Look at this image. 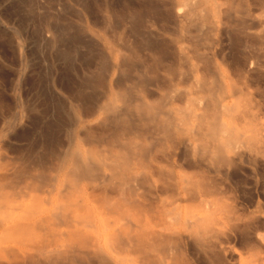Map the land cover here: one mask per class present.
Returning a JSON list of instances; mask_svg holds the SVG:
<instances>
[{
	"label": "rangeland",
	"instance_id": "1",
	"mask_svg": "<svg viewBox=\"0 0 264 264\" xmlns=\"http://www.w3.org/2000/svg\"><path fill=\"white\" fill-rule=\"evenodd\" d=\"M183 1L0 0V175L7 173L10 179L15 169L21 168L27 172L22 179L24 182L21 179L19 182L16 180L20 183L18 184L14 180L16 184L12 181L14 185L10 186L9 180L10 185L6 181L7 187L0 190V264H36L37 261V264L39 262L45 264L41 263L43 258L39 250L32 245L39 243L37 240L39 230L31 226L34 219L25 216V211L49 207L59 200L58 190L67 188L64 185L66 170L57 166V161L58 165L60 164L58 158L64 150L69 152L78 150L77 153L83 156L92 148L83 144L77 134L84 125L89 123L95 125L93 122L98 113L85 119L86 121H79L81 106L71 102L68 95L72 91H77L86 100L93 102L105 100L110 89L108 66L110 68L112 65L118 47L122 46L121 43L130 47L129 51L125 52L127 62H133L132 64L138 68L137 71L132 66L131 69L134 71L120 73L121 79L125 77L131 79L127 86L130 88L134 86L132 90L139 88V80H150L151 76L155 78L157 75L155 79L159 80L158 84L164 80L158 87L150 85V89L155 93V97L163 98L166 109L184 108L199 113L201 110L195 103L208 94L191 93V76L196 74L199 77L204 76L208 83L213 82L214 78L218 81L226 80L236 86L238 93L233 98L223 101L232 105L231 112L224 114L223 122L233 131L241 132L245 136H253L254 132H250L249 128L254 129L256 125L255 129L258 132L261 130L259 137L264 141V0H199L201 5L204 1V4L208 5L207 11L210 7L208 12L205 7H198L199 10L204 9L200 12L205 13L207 21H210L206 22V25L200 23L201 27L198 23L200 28L195 23H177L173 10L182 11V7L178 6L182 5ZM228 2H232L234 6ZM215 10L221 13L218 19ZM186 29L189 32H186ZM130 49L134 52L132 53ZM154 58L159 62H154ZM100 65L107 68V76L104 77V71L101 77L102 72L98 69ZM242 65L245 67L242 68ZM180 72H185L183 74L186 81L183 82L186 83L178 81ZM116 74L115 71L111 77H115ZM96 76L98 77L96 79L103 83L97 85L99 83L95 79ZM163 82L168 83L163 85ZM176 88L183 92L181 96L183 98L177 101L174 95ZM211 95L213 96V93ZM177 103L178 106L181 103L180 109ZM153 136L158 138L156 137L158 135ZM187 142L190 145L187 144L185 147L184 144H180L174 149L171 142L162 141L164 154L158 153V156L169 157L168 162L162 164L169 165L166 171H169L167 173H170L171 178H177L178 175L191 177L194 181L199 180L202 187L205 186L213 193L208 194L207 198L203 195L197 196L196 201H193V204L191 202L189 206L188 202L176 200L178 196L174 195V192L158 194L154 185L149 183L150 177L152 181L156 177L144 169L142 174L145 173L143 176L148 177L147 184L153 186L150 187L149 195L150 197L155 193L156 195L154 199L149 197V201L137 209L138 212L142 211L141 215L139 214L142 216L141 219L150 221L154 215L156 217L155 210L163 212L165 219H170V215L179 212L180 218H184L186 213L192 212L190 210H193V205L199 214L204 213L202 209L208 208L213 215L215 225L213 227L216 228L212 243L210 242L213 247L209 249L212 251L189 243L188 246H185L186 244L180 246V253L191 264H264V154H260L264 153L261 151L264 150V143L257 142L260 144L258 146L260 150L256 148L258 144H255L253 151L242 146L240 152L236 156L233 155L232 165L212 168L207 162L195 160V166L190 168L186 164L194 160L191 150L193 142L192 140ZM16 148L28 153L32 149L35 153L36 149L40 148L39 151L45 153L49 151L46 157L50 161L43 168L37 169L35 166V169L32 163L18 161L12 150ZM177 153L182 157V168L173 167L172 158ZM145 160L147 164L149 162L151 165L157 164L150 156ZM36 174L39 175L38 180ZM26 176L29 177L24 180ZM44 178L46 181H42ZM81 189V184L77 188L70 186L64 193L73 201H79L87 210L92 224L84 226L85 230L97 238L100 246L107 249V233L112 228V230L118 228L124 221L117 219L115 213L105 211L103 201L107 200V196H103L101 191H94L93 196ZM108 197H111L108 198L109 202L113 196ZM204 198L206 199L203 200ZM197 199L200 200L199 205ZM173 203L178 206L172 211L174 205L170 204ZM204 203L206 207L203 208L201 205L204 206ZM132 207L126 206V209L130 208L128 210L130 216L136 211V207ZM163 213H159L162 215L158 216L163 217ZM130 219L133 220V217ZM107 252L125 264H130L133 260V255L124 250Z\"/></svg>",
	"mask_w": 264,
	"mask_h": 264
},
{
	"label": "bare ground",
	"instance_id": "2",
	"mask_svg": "<svg viewBox=\"0 0 264 264\" xmlns=\"http://www.w3.org/2000/svg\"><path fill=\"white\" fill-rule=\"evenodd\" d=\"M200 1L195 2L190 0L189 1L184 0L183 1L184 3L178 6V7H182V11H178L174 9L173 11H175V13L173 14H175L174 15L175 17L174 16L173 17L176 19L177 23L184 24L189 22L191 24L194 23L205 24L206 22H208L207 15L203 12H200L204 9L199 10L198 7L199 6L205 7L206 12L210 11V7L209 10L207 11L208 5L206 6L204 4L205 3L204 1L202 4L204 6H202ZM230 3L232 4V6H234L232 2ZM216 9L219 10L218 7H216ZM217 10L215 11L217 12ZM220 14H221L220 11L219 13L217 12V19L218 16H220ZM220 21L221 20H219V22ZM223 23L225 22L223 21ZM223 23L222 25H224ZM199 24H198V28H200L202 25L200 24L199 27ZM184 26L182 27L183 29H185ZM185 31L187 32L188 29H186ZM123 44L121 43L122 46L118 47L117 54L114 57L112 61V65H110V68L108 66L107 75L110 81V89L108 94H106L105 96V100H100L95 102L90 101L89 99L86 100L84 99L85 97L84 98L81 97L77 93V91L76 92L72 91L70 95H68L70 96L71 102L72 101L76 102L77 105L81 106L80 114L78 115L79 121H86L85 119L94 117V115L97 113L98 116L95 117L96 119L94 118L93 123L95 125H90V123L84 125L83 128L80 129V131L77 134V136L79 137V139L83 144L91 146L92 148H89V150L87 148L88 151L85 154H83V156L77 153L78 150L77 152H73L72 150L74 149L71 150L72 152L64 150L65 152L63 151V154L61 155L59 154L60 157L58 159L60 161V164L58 165L59 162L57 161V166L59 168L64 167L66 170L64 177V180L66 181L64 185L67 186L66 189H69L70 186L73 188H77L78 185L81 184L83 189L81 190L84 191V193L88 191V193L91 195L93 194L94 191L95 192L98 190L101 191L100 193L103 196L105 197L107 196L106 198L107 203L105 199L103 201L105 203V204L103 203L105 211L107 210L109 212H112V214L115 213L116 218L119 220H123L124 222L121 223L119 227L116 224L118 228L114 226L115 227L114 230H112L113 229L112 228L111 231L107 233L106 239L108 244H107V249H104L102 246H100V243L97 240V238L92 237L85 230L86 225H90L89 223H91L90 222L91 216H89L87 210L83 207V205L79 201H73L70 197L68 198V195L65 196L66 193L64 192H66L65 191L66 189H60L58 190L59 200L52 203L49 207L47 208L41 207L36 210L32 209L25 211V216L34 219V222H32L31 226L34 227L35 230L36 229L39 230V235L37 236V240L39 243L38 245L32 243V245L35 248H37V250H39L43 258L41 263L75 264L80 262L81 264L82 263L83 264H125L121 259L107 252L108 250H112L115 252L116 250H124L133 255V260L130 262V264H191L184 257V255L180 253L181 245L186 244L185 246H188V244L190 243L198 246L199 248L202 247V249L208 248L209 252L211 250L209 248L213 247L211 245L212 243L211 240L214 236L213 234L215 233L216 228L213 227L215 225L213 224L214 220H213L212 212H210L208 208L206 209L204 208L206 207L205 203L203 204L204 206L201 205V207L204 208L202 209L204 211L203 214L197 213L198 210H196V208H194L195 206L193 205V210L195 211L190 210L192 212L186 213V215L183 216L184 218H180L179 215L180 212H179V214L174 213V215L172 216L170 215V219L168 218L165 219L163 212L160 211L157 212V210H155L156 217L155 215L154 217H152L153 214L155 213L154 212L153 214H150L152 216L148 215L149 217H152L151 219H149L150 221H145V220L143 221L141 219L142 216H140L142 211L138 212L137 210L138 208L140 209L139 207L140 205L142 206L143 203H147L146 201H149L150 187L153 188L151 184L154 185V188L158 194L164 195L168 191L174 192V195L178 196L176 200L188 202L189 206H191L190 205L191 202H192L191 204H193V201H196L197 196L201 197V195H203L206 197L208 194L213 193L212 191H208L209 189L208 188L206 189L205 186L202 187V185H200L201 183L198 182L199 180L194 181L192 180L191 177H187V176L182 177L181 175L180 176L178 175L177 178L174 177L171 178L169 175L170 173L169 174L167 173L169 171H166L167 170L166 168H168L169 165L162 164L163 162H168L169 157L158 156V153L159 154L163 153L164 150L163 149L164 147L161 146V142L164 140L169 141L172 143L174 149H177L178 146H180V144H184V146L186 147V145L189 143L187 141L192 140L193 145L191 150L193 151L192 159L194 160L192 162L187 161L188 163L186 164L190 168L195 166V160L199 162L200 161L207 162L209 166L211 165L212 168L214 166H224L230 164L232 165L233 155L236 156L240 152L242 146L246 147V149L248 150L251 149L253 151L255 144H258L260 142L264 143L261 137H259V132L261 130L257 128L259 129V132L256 131L255 129L256 125H254V129L252 127L249 128L250 132L251 131L254 132V135L245 136L241 132L239 133L237 131L236 132L233 131L223 122L222 118L224 114H226V112L228 111L231 112L230 110L232 107V105H230L229 103L226 104L223 101L226 100L227 98H231V97L233 98V96H235L236 93H238V91L235 88L236 86L232 83L227 82L226 80L224 81L222 79V81H218V79L212 78L213 82L211 81L208 83L203 78L204 76L199 77L196 74L197 70L194 71L196 72L195 73L196 75L191 76L192 80L190 77H188L190 78L191 81L190 84V87L192 88L191 93L196 94L197 92H202L203 94L206 95L208 94L207 96H204L205 98L202 96L203 98L201 97V99H199L198 102L195 103L198 105L199 109L201 110V112L199 113L195 111L193 112L188 111V109L184 110V108L183 110L166 109L165 102L162 101L163 98L161 99L160 97L158 99L157 97H155L154 96L155 93L152 92L150 89V85L154 84L156 87H158L160 83L164 80L163 79L158 84L159 80L155 79L157 78L156 77L157 75L155 76L154 73L153 75L155 76V78L151 76L152 79L150 80H146V79L139 80L140 81V83L138 84L139 88L137 90L135 89L132 90L131 88L134 86H132L131 88L127 86V82L129 83L131 79L128 77L121 79L122 75L120 73L122 72L125 73L129 70H132L133 68L134 70H137L138 68L136 67L137 65L135 66V64L134 65L132 64L133 62L132 63H130L131 61L129 63L127 62V57L125 52L129 51L130 47L124 46L125 44L124 45ZM130 50L132 53L134 52L132 51V49ZM134 56L136 55L134 54ZM105 57L106 56H104V58ZM155 61L157 62L158 59L154 58V62ZM106 64L108 65V63ZM144 64L145 63H143V65ZM132 66L133 68L131 69ZM250 66L252 65L250 64ZM98 67L97 68L99 69V72L103 73V74L101 73V77L102 75H104V71H105L104 77L107 76L106 75L107 68L105 69V66H101V65ZM244 67L245 65L242 68ZM115 71L117 73L116 76L111 77L114 75ZM207 72H209V70H207ZM207 72H203V73H207ZM183 73L181 74L177 73L178 75H180L178 79L180 83H186L183 82L184 80L186 81V78ZM172 74L174 73L172 72ZM171 77L173 76L171 75ZM96 78L98 77L96 76L95 79ZM96 80L98 81L97 83H99L97 85L103 83L102 81L99 82L100 79H96ZM92 81L95 82V80L93 79ZM164 83L167 84L168 82H163V85H165ZM101 89H103V87ZM79 93L81 94V92ZM212 93L213 96L211 95ZM182 94L183 92H181V90L176 88L174 94L176 101L183 98V97L181 98ZM180 105L178 106L177 103L178 109L181 108ZM186 108L189 107H185V109ZM253 132L251 134H253ZM154 134L158 135L156 136L158 138H155L153 136ZM161 138H163L164 140L163 139L161 140ZM260 139L261 141H259ZM260 144L256 145L257 146L256 148H258L259 150L260 147L258 146ZM12 150L16 155L18 161L20 160L22 161V163L25 162L30 164L32 163L34 167L35 166L37 167V169L43 168L50 161V159L46 157V153L49 151L45 153V151H39L36 149V151L39 152L35 151L34 153L33 149L32 150L28 149L29 150L28 153L27 151L21 148L19 149L16 148V150L14 149ZM261 151L264 152V150L262 149ZM260 154H264V153L260 152ZM147 156H150V158L153 161H157V164L151 165L149 164L150 162L148 164L144 162ZM174 156L175 157L172 158L173 167L182 168L183 165L181 163L182 157H180L178 153L174 154ZM33 165L31 167H33ZM144 169L149 170L152 176L154 175L156 178L153 179L152 181L151 177L149 176L150 182L147 181L146 179L148 177L146 176L147 178H145L143 176V174L145 173L142 174V171ZM15 170L16 171L14 173L10 171L11 174L13 173L10 179L7 173H5L7 176L4 174L0 175V190L5 188V186L7 187L6 184L9 180L11 182V185L10 182H8L10 186L14 185V184L12 185L14 180L15 182H17L18 180L21 179V181L24 182L22 179L27 173L26 170L21 168L19 170L18 169ZM29 171L31 170L29 169ZM42 171L43 170H41V172ZM38 172H40V170ZM28 177L29 176H26L24 180L28 179ZM38 177L39 175H37L36 177L37 180ZM48 178L47 181L49 180ZM45 179L46 178L42 179V181ZM173 179L174 181H172ZM148 182L151 183L150 186L148 185L149 184ZM36 185H38V182H36ZM48 185L49 184H47V186ZM50 185L54 186L53 184ZM108 195L113 196L112 198L113 200L111 199L108 202V198H109ZM155 195L156 193L153 195V197ZM174 195H172V197H175ZM153 197H150V199L151 198L154 199ZM206 198H204L203 200H205ZM199 199L201 200V198ZM199 199H197L198 205L200 203ZM176 200L174 201L175 203L177 202ZM207 201L209 202V200ZM175 203L170 205H174ZM178 203L180 204V202ZM124 205H126L127 208L128 206L136 207L135 209L136 211H134V214L132 216H130L128 213V210L131 207L129 209H126V206L124 208ZM177 206L178 205L172 206V211L175 210ZM166 209L164 210L167 212L168 210ZM143 210H145V207ZM159 213H163V217L158 216V215H162ZM167 215L169 214L167 213ZM148 216L147 218H149ZM130 217H133L134 221L131 220ZM42 249L43 250L47 249V250L42 252L41 251ZM14 251L15 250H13V252ZM31 255L33 254L31 253ZM35 259L36 258H34V260ZM32 260L31 262L34 261Z\"/></svg>",
	"mask_w": 264,
	"mask_h": 264
}]
</instances>
